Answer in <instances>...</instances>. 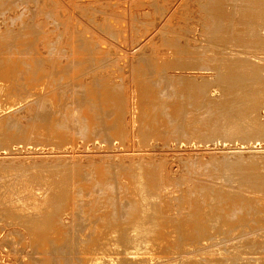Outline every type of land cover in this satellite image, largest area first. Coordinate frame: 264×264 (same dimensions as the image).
<instances>
[{
  "label": "rangeland",
  "instance_id": "374dc122",
  "mask_svg": "<svg viewBox=\"0 0 264 264\" xmlns=\"http://www.w3.org/2000/svg\"><path fill=\"white\" fill-rule=\"evenodd\" d=\"M256 1L0 0V264L81 263L98 231L129 229L140 168L168 238L159 260L264 255Z\"/></svg>",
  "mask_w": 264,
  "mask_h": 264
},
{
  "label": "bare ground",
  "instance_id": "6f19581e",
  "mask_svg": "<svg viewBox=\"0 0 264 264\" xmlns=\"http://www.w3.org/2000/svg\"><path fill=\"white\" fill-rule=\"evenodd\" d=\"M252 3H257L258 2L256 0H251ZM16 60H6L4 62V65L2 64L3 68L4 67H15V64ZM1 63V62H0ZM3 63V62H2ZM17 63V62H16ZM14 69V68H13ZM11 70V69H10ZM9 70V71H10ZM3 73V72H2ZM1 73V74H2ZM5 80V79H4ZM5 84V82H4ZM3 84V85H4ZM7 84V83H6ZM5 86V85H4ZM5 89V88H4ZM7 91V90H6ZM3 95V94H2ZM1 100V99H0ZM3 102H0V105L3 106V104H1ZM8 105V103H7ZM2 109V107H1ZM4 113V112H2ZM140 172H138V187H139V194H140V199L138 201L139 205H138V211H137V215L135 216V218L132 220V222L129 223L130 227L129 229H126V230H121V229H118V228H109V229H106V231H103L101 232L102 230L98 231V235L96 236L95 238V243L96 245L92 247V250L89 251V252H80V254H77L76 257L77 259H79V261L82 263V264H124V263H131V264H134V263H142V264H148V262L152 261L153 263L152 264H166L165 261L169 260V259H177L181 258V261L183 264L184 263V257H186V259H192V263L191 264H200L199 261H207L208 263H211V264H220L221 261H224V259L226 260L227 258L226 257H229L227 255H231L233 258L236 257L235 259H238L240 260L241 258V261H242V264H262L264 263V255H262L261 253L258 254L257 253H251V252H247V253H242L240 254L239 252H234L233 251L230 253V254H222V250H216V249H206V250H203V252L201 253V256L200 257H196V256H191L192 253H194L192 251V253L190 254V256H188L187 254H185V252H188V251H184V256L183 255H177V256H174L173 258H169L167 257L168 259L165 260V261H162V260H159L161 259L160 257H163L161 256L163 253H164V250H165V243L167 241V234H165L164 232V222H162L161 219H155V220H149V213H150V210L152 208L151 206V202H150V199H151V196H150V193L147 191V179H146V175L143 174L142 172V168H140L139 170ZM146 173V172H145ZM156 175V174H155ZM148 177V176H147ZM158 177V180L159 179H162V178H159L160 176H157ZM151 178V177H150ZM166 178V177H165ZM152 179L154 180L155 178L152 177ZM151 179V180H152ZM167 179V178H166ZM163 180V179H162ZM155 181V180H154ZM152 181V183L154 182ZM148 182V181H147ZM158 181H156L157 183ZM155 184V182H154ZM162 184V183H161ZM153 185V184H152ZM157 184H155L156 186ZM136 187V186H135ZM155 188H158V186H156ZM35 190V189H34ZM46 192V191H45ZM44 192V193H45ZM14 193V192H13ZM154 193V192H153ZM32 194V192H31ZM159 194V193H158ZM212 194V193H211ZM44 195V194H43ZM33 196V195H32ZM42 196V195H41ZM51 196V195H50ZM161 196V195H160ZM160 196H156L157 198ZM162 197V196H161ZM214 197V195H213ZM154 198V197H153ZM2 200V199H1ZM15 200V199H14ZM29 203H26L27 205V208H34V209H39L40 206L39 204L41 203L40 202V199H38L37 197L33 196V198H30L29 201H27ZM44 204H45V201H44ZM159 204V203H158ZM157 206V205H156ZM210 206V205H209ZM160 208V206H159ZM205 209V208H204ZM208 209V208H207ZM214 209V208H213ZM216 209V208H215ZM214 209V211H215ZM7 210V209H6ZM160 210V209H159ZM125 211V210H124ZM134 211V210H133ZM218 211V210H216ZM33 212V211H32ZM127 212V211H126ZM33 213H35V217L33 218L35 221H40L39 222V227H44L45 226V223H42V221L45 219H47V216H42V214H40L39 211H34ZM153 213V212H152ZM151 213V214H152ZM204 213V212H203ZM219 213V212H218ZM136 213H134L135 215ZM154 214V213H153ZM159 214L160 211H159ZM163 216L165 215L164 213H162ZM207 214L208 211H207ZM215 214V212H214ZM155 215V214H154ZM205 215V214H204ZM212 215V214H210ZM209 215V216H210ZM166 216V215H165ZM221 216V215H220ZM46 217V218H45ZM134 217V216H133ZM208 218V217H206ZM163 219V218H162ZM168 219V218H167ZM194 219V218H193ZM203 219V218H202ZM215 216H212L211 218V222H210V225L211 226H217V225H221L217 219H219L218 217L215 219ZM229 219V218H228ZM190 220V219H189ZM196 220V219H195ZM227 220V219H225ZM47 221V220H46ZM182 221V220H181ZM208 221V220H207ZM200 222V221H199ZM225 222V221H224ZM48 223V222H47ZM196 224V223H195ZM225 224V223H222V225ZM179 227H180V224H178ZM203 224H200L199 226H201ZM208 225V223H207ZM221 225V227H222ZM226 225V224H225ZM197 226H198V223H197ZM196 228H200L199 226ZM107 227V226H106ZM202 227V226H201ZM205 227V226H204ZM219 227V226H217ZM226 227V226H225ZM122 228V227H121ZM190 228V227H189ZM194 229L196 230L197 232L199 230L197 229ZM203 228V227H202ZM208 228V226H207ZM205 227V229H207ZM210 228V227H209ZM224 228V227H223ZM204 230V229H203ZM219 230V229H218ZM182 231V230H181ZM179 230V232H181ZM202 232V231H201ZM167 233V232H166ZM196 233V232H195ZM199 233V232H198ZM206 233V232H204ZM214 233V232H213ZM212 233V235H213ZM197 234V233H196ZM201 234V233H200ZM216 233H214L215 235ZM178 234H176L177 236ZM199 235V234H198ZM204 235V234H203ZM206 235H209V234H206ZM172 236V235H171ZM182 235H180L181 237ZM202 235H200L199 237H201ZM205 236V235H204ZM210 236V235H209ZM208 236V237H209ZM203 237V236H202ZM201 237V238H202ZM181 239V238H180ZM190 239V238H189ZM199 239V238H198ZM211 239V237H210ZM240 239V238H239ZM250 239V238H249ZM173 240V239H172ZM183 240V239H182ZM192 240V239H191ZM201 239H199L200 241ZM230 241V239H227V241ZM232 240V239H231ZM176 241V240H175ZM178 241V240H177ZM207 241V240H206ZM226 241V240H225ZM224 241V243H225ZM226 241V242H227ZM250 241V240H249ZM247 240V242H249ZM181 242V241H180ZM192 242V241H191ZM202 242V240L200 241ZM219 242V241H218ZM235 242V241H234ZM245 242V241H244ZM256 242H260V243H264V238L261 237V239L259 241H256ZM185 243V242H184ZM183 244V242H182ZM181 244V245H182ZM208 244H209V241H208ZM213 246H216L214 245V242L212 243ZM218 244H221V243H218ZM236 244V243H235ZM169 245V244H168ZM177 245V243H176ZM180 245V243H179ZM206 245V243H205ZM195 246V245H194ZM199 246V245H198ZM212 247L211 244L208 245L207 247ZM237 246V245H236ZM256 246V245H255ZM178 247V246H177ZM181 247V246H180ZM200 247V246H199ZM198 247V249H199ZM201 247H204L201 246ZM206 247V246H205ZM209 247V248H210ZM195 248V247H193ZM167 249V248H166ZM196 249V248H195ZM203 248H201L202 250ZM205 249V248H204ZM225 249V248H223ZM261 249V248H260ZM79 250V249H78ZM200 250V249H199ZM226 250L229 251V249L226 248ZM238 250V249H237ZM261 250H264L263 248ZM77 251V250H76ZM225 251V250H224ZM167 252V251H166ZM175 252V251H174ZM182 252V251H181ZM190 252V251H189ZM188 252V253H189ZM227 251H225L226 253ZM79 253V251H78ZM177 253V252H176ZM196 253V252H195ZM194 253V254H195ZM264 254V252H262ZM180 254V252H179ZM183 254V253H182ZM205 254V255H204ZM175 255V254H174ZM166 256H169V255H166ZM173 256V254H172ZM170 255V257H172ZM165 257V256H164ZM231 257V258H232ZM232 258V259H233ZM163 259V258H162ZM166 259V258H165ZM234 259V260H235ZM156 260H159L157 262H155ZM184 260V261H183ZM233 260V262H235ZM236 260V262L238 261ZM244 260V261H243ZM263 260V261H262ZM186 261H189V260H186ZM180 262V261H179ZM225 262V261H224ZM79 263V264H81ZM241 263V262H240ZM5 264V263H4ZM205 264V263H204Z\"/></svg>",
  "mask_w": 264,
  "mask_h": 264
}]
</instances>
